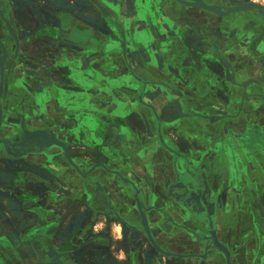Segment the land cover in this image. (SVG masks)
Instances as JSON below:
<instances>
[{"label":"crops","instance_id":"1","mask_svg":"<svg viewBox=\"0 0 264 264\" xmlns=\"http://www.w3.org/2000/svg\"><path fill=\"white\" fill-rule=\"evenodd\" d=\"M21 1L13 15L20 41L11 79L17 106L8 110L7 101L4 111L5 123L21 130L18 144L29 152L13 169L0 158V173L31 177L19 180L15 192L0 180V241L22 264L43 256V242L55 263L83 252L72 250L71 234L65 242L60 237L63 218L86 198L75 178L84 181L56 145L63 143L75 162L101 161L116 173L101 171V193L114 212L136 211V189L146 195V209L154 205L170 216L177 227L164 232L157 223L161 216L148 213L150 231L165 253L156 257L174 258L173 264H225L207 234L209 220L230 264H264V91L249 89L261 79H250L244 61L238 77L217 73L219 15L174 0H99L112 8L113 18L91 0ZM202 27L209 34L205 45ZM204 50L210 53L204 65L211 84L201 89ZM232 56H220L221 66L233 67ZM235 83L242 89H234ZM234 96L241 103L235 105ZM208 100L215 104L208 106ZM186 176L193 177L192 190L181 180ZM186 193L195 196L196 216L187 209ZM142 254L129 247L103 256L107 264H142ZM0 264H9L1 250Z\"/></svg>","mask_w":264,"mask_h":264},{"label":"rangeland","instance_id":"2","mask_svg":"<svg viewBox=\"0 0 264 264\" xmlns=\"http://www.w3.org/2000/svg\"><path fill=\"white\" fill-rule=\"evenodd\" d=\"M209 1L211 2L210 4L217 5L220 12H223L225 8L229 6L230 4L233 5L236 3L254 4L264 9V0H209ZM25 2L28 4L27 1ZM5 18L8 19V17L6 16ZM2 23L3 22H1V18H0V36L4 38L5 40H7L8 43H14L12 37L8 33L7 28L3 27L5 25L3 23V26H2ZM206 31L207 30H205V28L202 27L203 45H205L206 43H209V36H208L209 34H208V31L207 32ZM262 31H264V20H262V17L258 13H256L255 10H252V11L242 10L236 13L229 14V16L219 15V23H218V31H217V43H218L217 44L218 45L217 73L219 75L225 76L226 70L224 66H221L222 64L220 63L219 57L220 56L225 57V54L227 52L230 53V51H232L233 52L232 59L234 60L232 69H233V73L235 74V77L236 76L238 77L244 74L242 73V71H244L242 70L244 69V66H242V64L245 65L246 63V65L249 66V69H250L249 71L250 79H258V78L261 79L260 81L250 82L249 89L255 90V91H258V89H260L261 91H264V36H262V39H261L262 41L260 40L257 44L252 45L251 43L253 39H255L256 37H259L258 35ZM11 47H13V44H11ZM10 49L11 50L9 51L8 57L5 59V65L3 67L4 72L6 74L9 73L10 69L14 70L15 72V70L17 71V68H18V66L15 65L16 62L14 63V59L16 58L14 47ZM203 52L206 53L209 51L204 50ZM243 61L245 63H243ZM215 86H217L216 88L219 89L221 88L222 85L220 82L217 81V83L214 85V88ZM236 88L240 90L242 89L240 85H235L234 89ZM220 100H222V98L218 99V101L216 102V105L218 104V106H221ZM223 100L224 102L226 101L225 98ZM242 100L243 99L238 96L233 97V103L235 105L241 103ZM247 101L248 99H245V102ZM249 101H250L249 104L251 106L256 105V103L254 102L256 101L255 99L249 98ZM230 102H232L231 99H230ZM259 102L260 103L262 102V104H264V98H259ZM211 103L215 104L213 103V101H209V100L207 101L208 106ZM223 104L225 105L226 103H223ZM203 109H204V104H203ZM205 115L209 117L208 113L207 114L205 113ZM202 118H203L202 119L203 121L207 119L204 117ZM207 120H210V119L208 118ZM4 132L2 131L1 135H4L3 134ZM262 164H264V160H262ZM75 180H76L77 186L81 184L79 179L75 178ZM185 183L186 185H195V183H193L191 179H187ZM91 185H93V188H94L93 181H91ZM9 191L15 192L16 189L12 190L11 188H9ZM85 197L86 198L79 200L77 202V203H80L79 207L83 208L82 211H79L81 208L75 209L72 211L71 214L67 215L69 218H73L72 220H70V222L66 221L67 216L65 215V217L63 218V222L65 223V225L61 226L62 232L60 234L61 238L64 237L63 242L67 240L65 236L67 233L74 236L73 239H75L74 240L75 242L72 245L73 246L72 250L77 249L83 252L77 253L75 257H72V258L69 257L67 259H64L63 261L61 260L60 262L55 263L57 262L58 259L53 256V252L49 249L48 243L43 242V244H45V247L43 246L42 248L43 256L36 257L34 260L32 259L33 257L32 258L30 257L27 260L28 262L30 260V264H64L65 261H67V263L69 264H98V263L107 264L108 263L107 259L103 255H109L110 253H112V254H115V256H117L119 252H121V249L122 250L127 249L129 246L134 248V250L135 248H139L140 250L143 251V254H142L143 263L142 264H173L172 260L174 258L168 260L167 258L162 259L161 256L156 257L154 255V257H152L153 247L149 245L148 240L145 237H143V235H141L140 233H138L139 238L137 237V239L134 242L131 241L132 244H130L129 235L127 236L128 229L124 230L120 222H118L117 220L116 222L114 221V218H113L114 216L112 215L113 211L110 209L101 210V208L98 207V202L99 201L101 202V197L97 196L96 201H94V199L91 200L92 199L91 194H87ZM139 197L144 198V195H139ZM188 204L189 203H187V206L192 211L193 216L194 215L196 216L197 213L192 209L194 205L192 204L188 205ZM16 207L18 208V204H16ZM133 213H136L137 215V211H133ZM102 217H103V221L101 220ZM205 218L208 220V215ZM101 222H103L102 225H101ZM114 223H117V225L115 226ZM208 225H209L208 226V231H209L212 229V225L209 222V220H208ZM117 227L120 230H118ZM115 230H118L120 232V235H121L120 242L115 237V232H116ZM101 239L105 240V242L102 244H101ZM120 243L122 245V248H120L121 247ZM0 245H3L5 247V249H0V250H1V253L4 254L9 264H22L21 260L16 256L14 251H11L7 248L5 242L0 241ZM64 245L65 244H63V246ZM33 246L34 244L31 243L32 248ZM101 248L106 251L104 252L101 251Z\"/></svg>","mask_w":264,"mask_h":264},{"label":"water","instance_id":"3","mask_svg":"<svg viewBox=\"0 0 264 264\" xmlns=\"http://www.w3.org/2000/svg\"><path fill=\"white\" fill-rule=\"evenodd\" d=\"M174 1L176 3H178L179 5H182L184 7L202 9V10L211 12L215 15H228V14L236 13V12H239L242 10H250V11L255 10L256 13H258L262 17V20H264V9H262L261 7H259L257 5H254V4H243L240 6L238 5V6H235L234 8H231V9L225 8V10L223 12H220L219 8L215 4H209V3L205 4L204 2H198L197 3L196 0H174ZM91 3L94 6H96V8L98 10L103 11L107 15H109V18L114 17L113 16V10L108 5L102 3L99 0H91ZM6 20H7V18L3 17V21L5 22V25L9 31V35L12 37V39L14 41V51L16 54V58L14 59V63H15L17 61V58H19V38H17L15 36V34H13L12 30L10 31V27H9V25L6 24L7 23ZM116 25H118V24H116ZM258 36L259 37H256L255 39H253L251 41L252 45L257 44L262 39V36H264V31L260 32V34ZM0 41H1V39H0ZM0 44H1L0 46H2V49H3L2 50L3 53H0V136L2 134L1 132H2L3 126L6 125L8 127V128H6V132H4L5 138H0V158L4 157V158L8 159L9 166L13 169L15 166L14 160L18 159L21 155H23L29 151L26 148H24L23 146L18 144L17 135L21 132V130L13 127L14 124H12L10 122L5 123V118H6V114L4 111V110H6V107L4 106L5 102L8 101V103L10 102V104H11V105L9 104L8 110H12V109L15 110L14 107L17 106V103H16V100H17L16 89L17 88L16 89L13 88L16 83H15V81L11 80L13 78L12 75L14 73V70L10 69L9 73H7V74L4 72L3 67L5 65V59L8 56H6V50L3 47L1 42H0ZM209 54H210L209 52H206V53L202 52V54H201L202 59L201 58L199 59V62L202 63V65H201L202 70H200V71H202L201 77H202V81H203V83H202L203 86L200 87L201 89H205V88H207V86H209V84H211L209 82V76L206 75V72H205V69H207L208 67L204 65L207 62V60L205 58H207L206 56H210ZM224 68L226 70L225 75L227 77L229 75V77L231 78V76L233 75L235 78V74L233 73V69L230 65L229 66L224 65ZM196 71L200 72L198 67H197ZM192 73H190V71H186L187 76H192ZM213 85H214V83L212 84V86ZM235 85H238V84L235 83ZM19 127L21 128V124ZM43 138L46 139L49 143L52 142L51 137H43ZM56 145H57V147H59V149L63 153L64 159L66 160V162L78 173L81 180L84 181V183L82 185L80 184L79 186L82 187L86 191L85 194L86 195L91 194L92 195L91 200L94 199V201H96L97 196L101 197V202L100 201L98 202V207L103 208L101 210H107V209L112 210L113 211L112 215L121 222L124 230L128 229L127 236L129 235V241H130L129 243L132 244L131 241L134 242L138 237V233H140L141 235H143V237H145L148 240L149 245H151L153 247L152 257H154L155 254H165L164 251L162 250V248L159 246V244L154 239V237L150 231V227L148 224V213L150 211H153V212H155L161 216L162 220H159L157 223H158L159 229L163 230L164 232L170 231L175 227L174 226L175 224L172 222L171 218L168 216L165 217V214L161 210H157L154 205H151L150 209H146V207L144 206V201L146 200V196L143 193L142 194L138 193L136 191V189H133L135 191V194L132 195V198L134 199L136 207H137L136 208L137 215H136V213H133L132 210H124L123 212L122 211H120V212L115 211L114 212L112 204H111L109 198L107 197V195L101 193V171L106 172L108 175L109 174L115 175L116 173L113 172L112 170L108 169L104 163H101V161L94 160V161H84V162L78 161V162H75L72 159V157L70 156V154L68 153L67 148L63 143H58ZM40 153H43L46 155L52 154V153H48L45 150L40 151ZM85 153H86V155H88V152H85ZM89 154L92 155V153H89ZM87 157H89V156H87ZM188 163L189 162H187V164ZM80 164L84 165V167H85L84 171H81V169L79 168L78 165H80ZM94 171H98V173L92 174ZM187 175H188V173H187ZM30 177H31V174L29 172L24 173V171L22 173H19V174L16 173L15 175L11 174V177H8V178H4L3 175L0 173V180L2 182L6 183V185H8L9 188H11L12 190L17 186V184H19L18 183L19 180L29 179ZM120 178H122V177H120ZM187 179H191V181H193V177H190V176H186L181 180L186 182ZM91 181H93V183H94V188H93V185H91ZM122 181L125 184H130L128 181H126L124 179H122ZM87 185H89V187L92 188V189H90V191H88L86 189ZM185 185H186V183H185ZM186 187L191 189L189 187V185H186ZM136 192H137V194H136ZM128 195H129V193H128ZM139 195H144V198H140ZM184 196L186 199V201H185L186 205H187V203H190V205L195 204L193 201V199L195 197L193 195V193H189V194L186 193ZM189 201H191V202H189ZM187 209H189V207ZM189 211H191V210L189 209ZM193 233L194 232L191 231L190 234L193 235ZM207 234L210 236V241L212 242L213 247L217 251L222 253L223 256L225 257V264H230V262H229L230 256H229L228 252L226 251V249L224 247H222L221 244L219 243V241L217 240L213 230L212 229L209 230L207 232ZM194 238L196 239V237H194ZM32 243H33V241H32ZM129 247L127 248V250L129 249ZM169 255H171V254H169ZM237 264H239V263H237Z\"/></svg>","mask_w":264,"mask_h":264},{"label":"flooded vegetation","instance_id":"4","mask_svg":"<svg viewBox=\"0 0 264 264\" xmlns=\"http://www.w3.org/2000/svg\"><path fill=\"white\" fill-rule=\"evenodd\" d=\"M203 2L206 4V3H211L209 0H203ZM18 3L19 4H21V3H23L21 0H7V1H5V0H0V18H1V22H3L4 23V25H5V22L3 21V17H8V19L6 20L7 21V25H9V27H10V31L12 30V32H13V34H15V36L18 38V36H17V34H16V32H15V30H14V28H13V23H14V18H13V15H16V13H17V9H15V8H17L18 7ZM54 4H57V5H59L60 4V0H55L54 1ZM208 5V4H207ZM240 6V5H243L242 3H236V4H230L229 6H227L226 8H234L235 6ZM245 6V5H244ZM9 14H10V16H9ZM232 14V13H231ZM224 16H229V14L228 15H224ZM3 23H2V26H3ZM3 27H6V25L5 26H3ZM7 28V27H6ZM8 30V29H7ZM8 33H9V31H8ZM1 37V36H0ZM1 39V43H2V45H3V47L5 48V50H6V56H8L9 55V51L11 50L10 48H13L14 47V43H8L7 42V40H5L4 38H0ZM11 44H13V47H11ZM1 45V44H0ZM19 47H20V41H19ZM3 49H2V46H0V53H3V51H2ZM7 58V57H6ZM17 60H18V58H17Z\"/></svg>","mask_w":264,"mask_h":264},{"label":"bare ground","instance_id":"5","mask_svg":"<svg viewBox=\"0 0 264 264\" xmlns=\"http://www.w3.org/2000/svg\"><path fill=\"white\" fill-rule=\"evenodd\" d=\"M196 2H197V3H198V2H203V0H198V1L196 0ZM196 2H195V3H196ZM230 9H231V8H230ZM228 10H229V9H228Z\"/></svg>","mask_w":264,"mask_h":264}]
</instances>
